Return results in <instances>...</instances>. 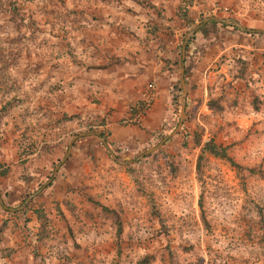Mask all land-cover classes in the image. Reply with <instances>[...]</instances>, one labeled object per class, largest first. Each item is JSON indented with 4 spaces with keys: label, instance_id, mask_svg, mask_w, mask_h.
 Returning <instances> with one entry per match:
<instances>
[{
    "label": "rangeland",
    "instance_id": "1",
    "mask_svg": "<svg viewBox=\"0 0 264 264\" xmlns=\"http://www.w3.org/2000/svg\"><path fill=\"white\" fill-rule=\"evenodd\" d=\"M222 29L264 49V33L251 32L264 31V0H0V181L22 195L15 204L0 191V212L19 208L1 222L0 264H264V50L224 56L232 75L256 74L250 97L227 96L225 84L181 118L195 41ZM137 54L164 69L172 120L127 156L101 155L110 112L94 85ZM62 167L75 184L47 206Z\"/></svg>",
    "mask_w": 264,
    "mask_h": 264
},
{
    "label": "crops",
    "instance_id": "2",
    "mask_svg": "<svg viewBox=\"0 0 264 264\" xmlns=\"http://www.w3.org/2000/svg\"><path fill=\"white\" fill-rule=\"evenodd\" d=\"M226 32L230 33V31L223 30L219 39L218 37L215 39L213 37H205V43L201 40L204 37L194 40L197 42L196 51L198 53L195 59L196 64L189 71L186 79L189 88L188 103L192 106L200 104L201 101L197 98L204 100L203 96L200 97L198 93H205V98L208 101L211 93L222 89L225 84L228 89H222V92L225 91L227 96L238 99L241 102L245 98L250 97L256 89L255 85L259 84L256 82V74L254 76L246 74L238 77L232 75L230 69L233 68V65L228 66V61L224 56H230L232 52L236 53L234 48H245L247 52H245L246 59L244 60H250L251 56L260 55L258 52L263 51V47L257 46L256 48L254 45L255 41L251 44H246L245 42H239L236 38L230 40L227 38L229 35H225ZM199 40L202 43L200 42L198 45ZM131 56L134 58L133 55ZM142 56L144 57L142 54H137V61L131 59V63L125 61L119 64L121 66L117 65L118 67L116 65H107L100 71L101 78L94 85L99 87V93L95 91L99 97H96L93 102H97V108L100 113L104 111L110 112L103 126V129L109 135L108 143L110 148L112 150L118 149L121 151L119 153H123L126 156L141 148L142 145L147 144L151 139H154L157 133L162 131L163 125L167 120L168 122L172 120L170 114L173 98L170 93L165 94L163 83L165 71L164 69L160 71L158 68L148 67L144 64L145 58L143 59ZM247 65L251 66L249 61ZM169 87L167 91H169ZM192 93H197V95L193 96ZM150 98H152L151 108L146 114L140 116V114L136 113L139 109V104ZM79 107H86V104H81ZM100 146L99 154L103 155L102 152H107L109 148L104 140L103 142L101 141ZM75 155L76 153L71 159L73 162ZM76 167L79 171L80 166L76 164ZM64 170V167H62L61 172L65 173V177H62L63 173H61L62 176L59 177V181L42 193L44 196L43 200L47 203V206L51 207L53 203L58 205L59 201L63 202L67 196V191H64L63 186L70 183L75 184L73 176ZM15 188L16 185L10 184L9 181H0V191L4 190L6 193H12L13 191L14 195H9L11 198L10 202L20 204L22 195ZM3 198L4 196L0 197V208L5 203ZM18 210V207L4 206V213L0 212V226L1 222L8 221V213L12 214ZM9 223L11 222H8V227H11Z\"/></svg>",
    "mask_w": 264,
    "mask_h": 264
},
{
    "label": "water",
    "instance_id": "3",
    "mask_svg": "<svg viewBox=\"0 0 264 264\" xmlns=\"http://www.w3.org/2000/svg\"><path fill=\"white\" fill-rule=\"evenodd\" d=\"M211 20H214V21L220 22V23H222V24H229V25H232V26L235 27V28L245 30L244 27H243L242 25H240L239 23H237V22H233V23H231V22H229L228 20H216V19H214V18L210 19V21H211ZM198 28H200V27H198ZM198 28H197V30H198ZM195 32H196V31H193V32L191 33V35H189V37L187 38V40H189L190 37H191L192 35L195 34ZM251 32H252V33H264V31H254V30L251 31ZM185 51H186V45L184 46V52H185ZM185 72H186L185 69H183V72H182V85H183L184 93H183L182 98H181V104H182L181 118H182V120H183V118L186 116V101H187V96H188V89H187V85H186V82H185ZM181 125H182V121H181ZM73 142H74V141H72L71 144H70V148H69V151H68V154H67L65 160L68 159L69 156H70V153H71L72 148H73ZM113 157H114V156H113ZM60 167H61V165H58V167H57V169H56V171H55V174L58 173V170H59Z\"/></svg>",
    "mask_w": 264,
    "mask_h": 264
},
{
    "label": "trees",
    "instance_id": "4",
    "mask_svg": "<svg viewBox=\"0 0 264 264\" xmlns=\"http://www.w3.org/2000/svg\"><path fill=\"white\" fill-rule=\"evenodd\" d=\"M184 63V62H183ZM188 69H186V74L185 75H187L188 74ZM187 103H186V105H187V108H188V97H187V101H186ZM106 145L108 146V147H110V145H109V143H108V141L106 140ZM206 148L207 149H209L210 150V152L211 153H214V154H216V155H218V156H223V157H226L227 156V153H226V149H224V148H221L220 146H217L216 144H214V143H209V144H207V146H206ZM111 149V148H110Z\"/></svg>",
    "mask_w": 264,
    "mask_h": 264
}]
</instances>
